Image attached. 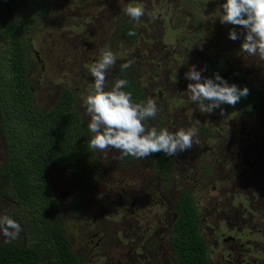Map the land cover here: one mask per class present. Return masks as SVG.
<instances>
[{
	"label": "rangeland",
	"instance_id": "374dc122",
	"mask_svg": "<svg viewBox=\"0 0 264 264\" xmlns=\"http://www.w3.org/2000/svg\"><path fill=\"white\" fill-rule=\"evenodd\" d=\"M225 2L226 0H53L51 15L41 20L32 32L23 36L28 41L26 50L29 49V53L26 57L30 70L29 82L32 84V104L45 113L52 109L62 88H68L73 91L76 113L83 123L88 124L90 117L86 113L84 99L94 85V78L86 66L96 62L100 50L107 47L117 55V62L107 76V89L117 79L131 78L136 87L139 84L140 87L149 89L142 100L153 98L157 102L158 114L145 121L147 128L155 126L174 132L180 128L197 127L199 138L202 137V128H215L218 133L212 140L214 144L209 139H203L199 144L205 148L219 144L218 138L225 137L222 135L225 127L229 135L231 130H234V134H240L243 128L246 133L251 134V140L248 136L246 138L250 142L245 143L246 151L244 150L247 154L251 153V157L235 155L231 160V157L227 158L230 153H224L223 157H219V153H211L217 159L214 162L217 166V178L206 181L207 187L203 188L199 182L204 180L203 169L211 162V157L208 154L206 160L202 161L199 155L190 168L192 179L195 176L197 184L191 185V180L186 189L190 194L193 191L192 196L204 208L209 205V200L219 198L220 191L224 189L228 190L233 205L247 201L255 207L250 214H264V207L254 204L259 194L264 195V154L260 150L264 147V126L256 122L255 115H235L236 111L232 112L226 104L221 105L223 114L220 108L212 113H202L196 102L188 101L190 93L187 85L194 81L186 79L185 74L192 66L200 71L203 78L211 79H215L216 74L232 69L244 80L243 84L246 82L250 88L264 79V60L241 51L246 30L242 26L221 23L222 5ZM129 4L144 5L146 13L155 10L158 18L153 20L146 14L139 22L133 21L124 12ZM122 24L133 25L141 33V39L150 46H156L146 55L148 60H143L144 57H130L136 47L127 48L125 37H119L124 36L120 31ZM231 31L238 33V39L229 38ZM151 57L163 65L159 71L153 69ZM129 59L134 61L133 65L121 72L120 65ZM213 60L216 61L215 65H212ZM160 85L164 89L156 88V92L151 90ZM181 107L187 113L191 112L187 119L181 115ZM191 114L195 117L191 116L190 120ZM208 114L213 115L205 116ZM169 115L170 121L167 124ZM209 124L211 129L207 127ZM94 152L101 162L98 179L101 183L110 174L124 173L139 177L150 173L147 161L130 157L123 163L111 148L105 152ZM3 160V139L0 137V165ZM116 164L120 165L116 167ZM54 172L53 188L63 209L65 234L72 250L81 259V264H93V259H97L103 248L113 256V251L117 248V237H121L122 232L130 226V221L125 222V217L144 203H137L136 199L134 208H131V195L118 198L100 188L96 190L99 193L93 196V191L81 190L74 200L83 202L84 207L79 213L71 214L68 208L69 185L74 188L77 181L64 171L53 170L52 173ZM215 184L217 187L213 192ZM4 187L0 182V191ZM17 208V205L0 195V215H11ZM19 238H23L22 233ZM101 239L102 247L94 248V244ZM249 240L254 239L251 237ZM89 241H93V244L88 245ZM1 243H5L2 235ZM100 261L99 264H102L107 260ZM43 264H48L47 260Z\"/></svg>",
	"mask_w": 264,
	"mask_h": 264
},
{
	"label": "trees",
	"instance_id": "16d2710c",
	"mask_svg": "<svg viewBox=\"0 0 264 264\" xmlns=\"http://www.w3.org/2000/svg\"><path fill=\"white\" fill-rule=\"evenodd\" d=\"M53 0H0V137L3 139V164L0 182L5 186L0 195L18 208L11 213L22 228L23 238L0 244V264H80L65 234L63 209L52 186L50 169L64 171L81 190L93 191L100 175V158L89 148L91 136L74 108L73 91L64 88L51 110L42 113L34 106L29 82L26 54L28 41L41 20L51 15ZM120 31L129 45L135 42L130 24ZM136 32V31H135ZM212 65L216 61H212ZM220 76L230 85L247 87L234 70ZM125 78V76H124ZM126 91L138 102L148 89L136 87L134 79ZM248 88V87H247ZM235 106L240 112L254 114L264 121V79ZM155 170L166 179L168 163L163 152L151 155ZM50 162V163H49ZM176 210L172 239L178 264H206L198 239L196 217L190 194L181 193ZM72 214L83 208L81 201H69ZM22 214L21 216H19Z\"/></svg>",
	"mask_w": 264,
	"mask_h": 264
},
{
	"label": "flooded vegetation",
	"instance_id": "af4514ba",
	"mask_svg": "<svg viewBox=\"0 0 264 264\" xmlns=\"http://www.w3.org/2000/svg\"><path fill=\"white\" fill-rule=\"evenodd\" d=\"M131 26L136 31L137 37L132 45H129L125 41V46L127 48L136 47V49L132 56H128L136 58L144 57L143 60H148L146 55L152 48H156V46L152 44L150 46L148 42L141 39L139 30L133 25ZM119 37L123 39L122 36ZM163 51L165 52L166 50ZM163 51H160L161 54ZM151 60V65L154 66L153 69L159 71L163 65L160 61L154 60L152 57ZM244 85L250 88L249 85H246V82ZM258 85L250 89H256ZM156 88L164 89L161 85L151 89L153 92H156ZM63 89L60 91L58 97L62 94ZM147 94L148 91L146 92V96ZM133 101L138 102L135 99ZM188 101L191 103V99H188ZM228 106L232 112L236 111L234 112L235 115H249L240 112L236 106ZM180 112L186 119L191 113H187L182 107ZM212 115L208 114L205 116ZM191 116L193 118L195 117L194 114H191L189 116L190 120ZM256 120L259 125L264 126L263 120L258 117ZM160 121L162 122V120ZM169 121L170 115L167 124ZM207 127L212 128L210 124ZM217 133L215 128L212 130L202 128L200 130V137H202H198L200 140L199 144H201L203 139H209L214 144L212 140L216 137ZM230 134L227 133L225 127L222 129V135H225V137L220 136L218 138L220 142L216 146L205 148L199 144H194L191 149L180 152L175 156L170 157L165 155L169 163L167 165L168 169L166 168L165 171L167 178L164 180L160 178L159 172L155 170V165L150 159L151 155L145 159H141L147 161L150 165L149 174H142V176L139 175L138 177L133 174L116 173L107 175L102 183L98 180L96 186L93 188V196L99 193H96V190L102 188V190H108L118 198L131 195L132 198L129 199L128 197L131 208H134V200L136 199L137 203H144V205L136 208L134 211L131 210L128 216L125 217V222L130 221V226L122 232L121 237H117L115 241L117 248L114 249L113 256L109 255L103 248V252L97 256V259H93V264H99L101 262L100 259L107 260L102 264H178L172 245V239L175 233V221L179 216L176 210V204L181 193L187 192L190 194L186 189L189 181L192 180L191 185L193 186L197 184L195 182V176L192 179L193 175L190 168L197 161L198 156L201 155L202 161L206 160L208 154L211 157V162L207 163L206 168L203 169L204 173L198 174V182L201 174L204 177V180L199 182L203 188L207 187L206 181H213L214 178H217L215 174L217 166L214 163L217 159L211 153L215 155L219 153V157H223L224 153H230L227 158L231 157V160L235 155L243 154L246 158L251 157V153L247 154L245 152V143L250 142L246 138L248 136L251 140V134L246 133L244 128L240 134H234V130H231ZM260 150L264 154V147H261ZM114 152L120 160L121 153L115 149ZM129 158L125 157L123 163H126L125 161H128ZM119 165L116 164V167ZM55 173H50L52 186L54 182L52 176ZM168 182L169 184H167ZM216 187L217 185L215 184L212 188L213 192L216 190ZM79 191L81 189H79L77 183L74 184V188L72 185H69V201H74ZM192 194H190V198L195 208L194 214L197 221L195 222L196 228L194 230L203 248L206 264H264L263 213L250 214L251 209L255 207L247 201L233 205L232 201H230L231 197L229 198L228 190L222 189L219 193V198L209 200V205L207 204L206 208L200 206ZM254 204L257 207H264V195L261 196L259 194L257 202ZM251 237L254 239L253 241L249 240ZM101 243L102 239L96 242L93 247L98 249L102 247L100 246ZM92 244L93 241L88 242V245ZM91 255L94 256V254ZM247 255L250 257L246 258L245 256ZM79 260L81 264V259Z\"/></svg>",
	"mask_w": 264,
	"mask_h": 264
},
{
	"label": "clouds",
	"instance_id": "9594fccd",
	"mask_svg": "<svg viewBox=\"0 0 264 264\" xmlns=\"http://www.w3.org/2000/svg\"><path fill=\"white\" fill-rule=\"evenodd\" d=\"M222 8L221 23L242 26L246 30L241 51L264 60V0H226ZM124 12L136 22L146 14L153 20L158 18L155 10L146 13L142 4H129ZM128 35L135 36L136 32L129 31ZM229 38L238 39V33L231 31ZM116 62L117 55L105 47L100 50L96 62L86 66L94 78V85L84 99L86 113L90 117L88 124L84 123L91 136L90 149L100 152L115 149L121 153L120 160L125 157L145 159L159 152L175 156L191 149L194 144H199L197 127L180 128L174 132L155 126L147 128L145 121L158 114L157 102L153 98L146 102H134L132 92L125 90L129 84L127 79H117L107 89V76ZM133 63L132 59L122 63L120 71L129 69ZM185 78L194 81L187 85L188 93L202 113H212L220 108L223 114L222 104L235 106L241 98L249 95L247 87L230 85L219 74L215 75V79L203 78L195 66L189 69ZM53 170L57 171V167L50 169L49 174ZM21 231V225L14 218L0 215V235L5 238V242L17 240Z\"/></svg>",
	"mask_w": 264,
	"mask_h": 264
}]
</instances>
